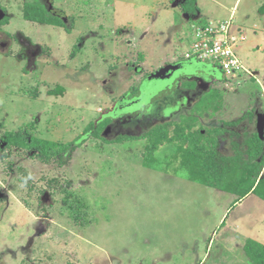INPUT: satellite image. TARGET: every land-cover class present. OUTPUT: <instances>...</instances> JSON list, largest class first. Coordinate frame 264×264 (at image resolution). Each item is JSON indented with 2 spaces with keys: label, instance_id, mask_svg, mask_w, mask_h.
<instances>
[{
  "label": "rangeland",
  "instance_id": "obj_1",
  "mask_svg": "<svg viewBox=\"0 0 264 264\" xmlns=\"http://www.w3.org/2000/svg\"><path fill=\"white\" fill-rule=\"evenodd\" d=\"M26 1L0 0V142L25 128L63 144L111 120L63 165L3 148L0 264H249L241 247L248 238L264 245V202L252 195L230 207L231 194L190 182L174 145L159 146L146 167L139 137L163 123L171 136L178 125L208 130L264 114V0H196L191 16L183 0H37L69 32L25 21ZM217 21L230 22L246 73L223 78L190 57L195 28ZM167 64L185 67L173 79L147 80ZM57 87L62 94H50ZM132 87H141L139 98ZM226 129L221 156L234 143L244 149L255 116ZM68 184L84 226L63 203Z\"/></svg>",
  "mask_w": 264,
  "mask_h": 264
},
{
  "label": "trees",
  "instance_id": "obj_2",
  "mask_svg": "<svg viewBox=\"0 0 264 264\" xmlns=\"http://www.w3.org/2000/svg\"><path fill=\"white\" fill-rule=\"evenodd\" d=\"M181 11L188 15H196L199 11L196 0H183L180 4ZM259 15L264 14V4L257 10ZM23 19L27 22L40 25L62 27L69 32L63 19L53 14L37 0H28L23 4ZM7 23V18L0 21V26ZM182 88H187L184 83ZM61 87L51 91L52 95H61ZM141 87H132L129 89L131 98L140 96ZM203 102V100H201ZM200 104V103H199ZM207 109L209 105H202ZM201 105L196 108L201 110ZM255 114L248 112L237 121L225 122L223 127L204 130L202 128L195 131H185V126L178 125V129L169 136L170 123H163L152 127L148 132L142 134L139 138L146 140L143 153V164L146 167L152 166L154 162V153L161 145L176 146L177 153L180 154V168L188 173V180L192 183H199L205 187L225 192L234 196V201L230 207L234 206L239 200L249 194L257 196L264 201V135L261 140L256 131L247 134L244 139V149L237 144H233V154L231 156H221L217 152L218 138L228 132L227 127L236 126L241 120L248 119L252 121ZM111 118L104 117L101 121L90 123L83 133L68 143H53L32 136L25 128L15 132H7L1 137L0 158H6L8 153L4 149L14 145L23 148L29 152H35L39 159L48 164L56 161L63 165L67 156L81 146L85 141V136H91L101 139V134L110 122ZM175 134V135H174ZM81 138H84L81 140ZM130 137H119L117 142L131 140ZM65 189L66 194L63 199L65 207L73 213V219L79 226H84L83 214L79 209L78 197L73 193L72 185L68 184ZM242 253L249 264H264V245L252 240L246 239L241 247Z\"/></svg>",
  "mask_w": 264,
  "mask_h": 264
},
{
  "label": "built area",
  "instance_id": "obj_3",
  "mask_svg": "<svg viewBox=\"0 0 264 264\" xmlns=\"http://www.w3.org/2000/svg\"><path fill=\"white\" fill-rule=\"evenodd\" d=\"M229 21L208 22L195 28L190 57L211 65L223 78L246 73L228 38Z\"/></svg>",
  "mask_w": 264,
  "mask_h": 264
},
{
  "label": "water",
  "instance_id": "obj_4",
  "mask_svg": "<svg viewBox=\"0 0 264 264\" xmlns=\"http://www.w3.org/2000/svg\"><path fill=\"white\" fill-rule=\"evenodd\" d=\"M3 16V12L0 11V19ZM179 70H183L182 64H167L164 67H161L154 73L150 74L147 77L148 81L151 80H168L171 76ZM255 131L258 137L262 140L264 135V114L256 113L255 115ZM106 134V131H105Z\"/></svg>",
  "mask_w": 264,
  "mask_h": 264
},
{
  "label": "flooded vegetation",
  "instance_id": "obj_5",
  "mask_svg": "<svg viewBox=\"0 0 264 264\" xmlns=\"http://www.w3.org/2000/svg\"><path fill=\"white\" fill-rule=\"evenodd\" d=\"M48 10H49V9H48ZM184 67H185V66H184V64H183V69H184ZM215 70H217V69H215ZM219 72H220V71H219ZM220 75H221V73H220ZM174 76H175V73L171 76L170 79H173ZM145 78H146V77H145ZM140 94H141V92H140ZM138 98H139V97H138ZM184 100H185V102L188 101V100H189V97H188V96H185V97H184Z\"/></svg>",
  "mask_w": 264,
  "mask_h": 264
},
{
  "label": "crops",
  "instance_id": "obj_6",
  "mask_svg": "<svg viewBox=\"0 0 264 264\" xmlns=\"http://www.w3.org/2000/svg\"><path fill=\"white\" fill-rule=\"evenodd\" d=\"M252 195H253V194H249V195H247V196L244 197V198H248L249 196H252ZM254 196H255V195H254ZM233 197H234V196H233ZM256 197H257V196H256ZM244 198H243V199H244ZM257 198H258V197H257ZM258 199H259V198H258ZM241 200H242V199H241ZM259 200L262 201L261 199H259ZM239 201H240V200H239ZM239 201H238V202H239ZM262 202H264V201H262Z\"/></svg>",
  "mask_w": 264,
  "mask_h": 264
}]
</instances>
